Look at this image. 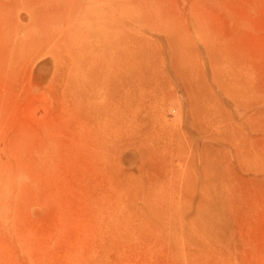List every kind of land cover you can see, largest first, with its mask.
<instances>
[{
    "label": "rangeland",
    "instance_id": "1",
    "mask_svg": "<svg viewBox=\"0 0 264 264\" xmlns=\"http://www.w3.org/2000/svg\"><path fill=\"white\" fill-rule=\"evenodd\" d=\"M76 1L127 29L128 82L46 48L0 87V264H264V0Z\"/></svg>",
    "mask_w": 264,
    "mask_h": 264
},
{
    "label": "bare ground",
    "instance_id": "2",
    "mask_svg": "<svg viewBox=\"0 0 264 264\" xmlns=\"http://www.w3.org/2000/svg\"><path fill=\"white\" fill-rule=\"evenodd\" d=\"M2 2V0H0ZM13 2H24V4H28L29 6H32V8H34L32 12H34L36 14V17L38 16V18L40 19V21L38 22V24H36V26H34V30L38 32L37 35V39L36 38H31L28 40H24L23 42L19 43V45L21 46L20 51L17 52V49L14 46V41L13 43L10 42L8 39L5 38V35H1L0 33V87H3L4 84H8V85H12V83H10L11 81L15 80L16 75H18L20 73V71H24L22 68H24V66L26 67V65H24L26 62L29 63L31 62L30 60L32 59L31 57H33L32 55H34L35 53H39L41 52L43 49L48 51L50 49H53V51H58L59 52H65L66 50L71 53L73 51V49H76L78 47H82L83 49L85 48L88 53L87 56L89 55V52L92 53L90 55H99L101 57V64L102 67L100 69L102 71H105L106 74H110L108 75V81L109 82H113L114 83V79L116 78L118 81L121 82V77H124V79L122 80L123 85H127V74H128V62H127V50L125 48L126 46V42L128 40V31L125 27H119L116 28V22H115V17L112 14V10L110 12H108L105 17L103 18V22H106L109 25V27H106V24L103 25V28H100L98 26V24H100L101 17L96 13L97 12V8H95V10L91 11L88 10V6H82L80 4H78V2L76 0H12ZM60 2H65L66 6H64L63 8H58L56 9L54 12V9L52 7L56 6L57 4ZM99 0H91V2L93 3V5L97 4ZM107 1V0H105ZM112 1V0H109ZM108 2V1H107ZM54 3V4H53ZM57 3V4H56ZM61 4V3H60ZM59 4V6H60ZM27 5V6H28ZM39 5V6H38ZM61 7V6H60ZM96 7V6H95ZM111 8V7H110ZM143 11V10H142ZM152 12V11H151ZM144 13V11H143ZM152 14V13H151ZM153 15L155 17L158 18V20L160 22L162 21H169L170 23H172L170 16L166 15L165 13H163L161 8H158L156 10V12H153ZM151 15V17L153 16ZM35 16V15H34ZM147 17V16H146ZM168 17V19H167ZM154 19V17H152ZM51 20V23L48 21ZM54 20V21H52ZM56 20H59L60 22H56ZM82 20V21H80ZM92 21V23H87V24H83L82 22H86V21ZM171 20V21H170ZM55 22V23H53ZM159 22V23H160ZM164 23V22H163ZM35 24V23H33ZM23 28V26H21ZM20 27V28H21ZM158 27V26H157ZM156 27V28H157ZM170 29H173L170 28ZM159 30V29H158ZM161 31V30H160ZM0 32H2L0 30ZM4 34V33H3ZM114 37H117L118 39H115L114 41ZM116 40H119V44H122L120 47H118V44L116 42ZM123 42V43H121ZM17 43V44H18ZM76 47V48H75ZM122 47L123 50H122ZM47 48V49H46ZM121 48V49H120ZM79 49V48H78ZM17 53H15V51ZM85 50V51H86ZM80 51V50H79ZM84 51V50H82ZM75 52V50H74ZM78 52V51H77ZM52 53V52H51ZM50 53V54H51ZM68 53V54H69ZM86 53V52H85ZM48 54V53H47ZM57 54V52H56ZM64 54V53H63ZM61 54V55H63ZM14 55L15 60H13ZM60 55V57H61ZM73 55V53H72ZM71 55V57H72ZM80 55V54H79ZM77 53V57L79 56ZM85 55V54H84ZM83 55V56H84ZM56 56V55H55ZM64 56V55H63ZM75 56V54H74ZM82 56V57H83ZM76 57V58H77ZM93 57V56H92ZM96 57V56H95ZM99 57V58H100ZM81 58V57H80ZM120 58H122L121 62H120ZM88 59V57H87ZM70 60V58H69ZM82 60V59H81ZM84 60V59H83ZM96 60V59H94ZM74 61V60H73ZM72 61V62H73ZM85 61V60H84ZM89 61V60H88ZM93 61V59H92ZM91 61V62H92ZM120 62V64L118 65V63ZM88 63V62H87ZM65 64V63H64ZM72 64V63H71ZM84 64V63H83ZM93 64V63H91ZM30 65V64H29ZM28 65V66H29ZM74 65V64H73ZM94 65V64H93ZM76 66V65H75ZM90 66V65H89ZM89 66H87L86 68H88ZM98 66V65H97ZM29 68V67H27ZM73 69V68H72ZM80 69V68H79ZM28 69H26L27 71ZM86 71V69H85ZM89 71V68H88ZM94 71V69H93ZM28 72V71H27ZM26 72V73H27ZM72 72V71H71ZM90 72V71H89ZM22 73V72H21ZM20 73V74H21ZM25 73V74H26ZM83 73V72H82ZM102 73V72H101ZM73 74V73H72ZM84 74V73H83ZM90 74V73H89ZM103 74V73H102ZM105 74V76H106ZM23 75V73H22ZM20 75V76H22ZM104 76V75H102ZM25 77V75H24ZM21 78V77H20ZM105 77H103L104 79ZM25 79V78H24ZM102 79V77H101ZM19 80V79H18ZM16 80V81H18ZM63 80V79H62ZM74 80V79H73ZM96 80V79H95ZM106 80V78L104 79ZM21 80L18 81V83ZM91 82V81H90ZM105 82V81H104ZM102 82V83H104ZM111 82V83H112ZM15 83V81H14ZM27 83V82H26ZM61 83V82H60ZM92 83V82H91ZM94 83V81H93ZM92 83V84H93ZM96 83V82H95ZM107 83V82H105ZM20 84V83H19ZM22 84V82H21ZM20 84V85H21ZM100 84V83H99ZM97 84L98 86L102 85ZM19 85V87H20ZM81 85V84H80ZM94 85V84H93ZM107 85V84H106ZM68 86V83L67 85ZM91 86V85H90ZM110 86V85H109ZM121 86V85H120ZM18 87V86H17ZM18 87V88H19ZM59 86H57L58 88ZM76 87V86H75ZM94 87V86H93ZM96 87V85H95ZM123 87V86H122ZM14 88V87H13ZM56 88V89H57ZM61 88V87H60ZM88 88V87H87ZM86 88V90H87ZM92 88V87H90ZM17 89V88H16ZM21 89V88H20ZM20 89H17L16 92H18V90L20 91ZM66 89V88H65ZM69 89V88H68ZM85 89V88H84ZM96 89V88H94ZM93 89V91H95ZM99 89V88H98ZM97 89V91H98ZM102 89V88H100ZM110 89V88H109ZM58 90V89H57ZM72 90V89H71ZM85 90V91H86ZM9 91V90H8ZM117 91V90H116ZM57 92V91H56ZM60 92V90H59ZM69 92V91H68ZM67 92V93H68ZM75 92V91H74ZM73 92V93H74ZM87 92H91V91H87ZM101 92V91H100ZM98 92V93H100ZM108 92V91H107ZM106 92V93H107ZM58 93V92H57ZM72 93V94H73ZM78 93V92H77ZM93 94H95L94 92H91ZM126 93V92H125ZM13 94V93H12ZM15 94V92H14ZM13 94V95H14ZM65 94V93H64ZM92 94V95H93ZM97 94V92H96ZM108 94H110L108 92ZM107 94V95H108ZM19 94H17L18 96ZM61 94H59L60 97ZM84 95V94H83ZM111 95V94H110ZM68 96V95H67ZM94 96V95H93ZM102 96V95H101ZM14 97V96H13ZM23 96H19V98H22ZM54 97V96H53ZM58 97V96H57ZM80 97V96H78ZM89 97V96H88ZM105 97V96H104ZM108 97V96H107ZM16 98V96H15ZM65 98V97H63ZM74 98V96H73ZM81 98V97H80ZM106 98V97H105ZM27 99V98H25ZM55 99V98H54ZM53 99V100H54ZM66 99V98H65ZM70 99V98H69ZM77 99V98H76ZM114 99V98H113ZM116 99V98H115ZM123 99V98H122ZM58 100V99H57ZM72 100V99H71ZM109 100V99H108ZM20 101V100H19ZM23 101V100H22ZM73 101V100H72ZM76 101V100H75ZM80 101V100H79ZM87 101V100H86ZM104 101H107L104 100ZM58 102V101H57ZM68 102V100H67ZM65 102V103H67ZM71 101H69L70 103ZM25 103V102H24ZM52 103L51 106H53L54 102H50ZM78 103V102H77ZM85 103V102H84ZM95 103V102H94ZM93 103V105H94ZM107 103V102H106ZM56 104V103H55ZM83 104V103H82ZM92 104V103H91ZM97 104V103H95ZM103 104V103H102ZM66 105V104H65ZM72 105V102H71ZM80 105V103H79ZM57 108L59 109V104L57 105ZM63 106V105H62ZM61 106V107H62ZM67 106V105H66ZM81 106V105H80ZM91 106V105H89ZM108 106V105H107ZM60 107V108H61ZM77 107V106H76ZM98 107V106H96ZM54 107H52L51 109H53ZM75 108V107H74ZM81 108V107H80ZM86 108V107H85ZM108 108V107H107ZM112 108V107H111ZM88 109V107H87ZM95 109V108H93ZM105 109V108H104ZM118 109V108H117ZM68 110V108H67ZM70 110V107H69ZM73 110V109H72ZM72 110H70L72 112ZM86 110V109H85ZM97 110V109H96ZM52 111V110H51ZM59 111V110H58ZM57 111V112H58ZM76 111V110H75ZM74 111V112H75ZM64 112V111H63ZM78 112V111H77ZM83 112V111H82ZM85 112V111H84ZM13 113V112H12ZM32 113V112H31ZM61 113V112H60ZM67 113V112H66ZM87 113V112H86ZM10 114V113H9ZM24 114V113H23ZM56 114V113H55ZM77 114V113H75ZM80 114V113H79ZM85 114V113H84ZM91 114V113H90ZM97 114V113H96ZM11 115V114H10ZM63 115V114H62ZM73 115V114H72ZM86 115V114H85ZM89 114H87L88 116ZM105 115V113H104ZM8 116V115H7ZM69 116V115H68ZM82 116V115H81ZM93 116V114H92ZM36 117V116H35ZM78 117V116H77ZM80 117V116H79ZM86 117V116H85ZM91 117V116H90ZM99 116H97L98 118ZM68 118V117H67ZM94 118V117H93ZM31 119V118H30ZM35 119V118H34ZM75 119V118H74ZM11 120V119H10ZM18 120V119H17ZM61 120V119H60ZM66 120V119H65ZM94 120V119H92ZM37 121V120H36ZM69 121V120H68ZM91 121V119H90ZM65 122V121H64ZM7 123V122H6ZM17 123V121H16ZM40 123V122H39ZM54 123V122H53ZM68 123V122H67ZM52 124V123H51ZM6 125V124H5ZM34 125V124H33ZM24 126V125H23ZM21 126V127H23ZM26 126V125H25ZM72 127V126H71ZM25 128V127H24ZM23 128V129H24ZM54 128V127H53ZM11 129V128H10ZM65 129V128H64ZM103 130V129H102ZM111 130V129H110ZM114 130V129H113ZM56 131V130H55ZM105 131V130H104ZM67 134V133H66ZM104 134V133H102ZM106 134V133H105ZM75 135V134H74ZM113 135V134H112ZM111 135V136H112ZM44 136V135H43ZM107 137V136H106ZM105 137V138H106ZM40 138V137H39ZM44 138V137H43ZM47 138V136H46ZM108 138V137H107ZM106 138V139H107ZM45 139V138H44ZM97 140V139H96ZM70 141V140H68ZM97 145V144H96ZM112 145V144H111ZM115 147V146H114ZM58 157V155H57ZM72 157V156H71ZM70 157V158H71ZM73 158V157H72ZM71 158V159H72ZM69 160V159H68ZM75 160V159H74ZM65 162V161H64ZM75 162V161H74ZM41 166V165H40ZM68 166V165H67ZM71 166V165H70ZM66 173V172H65ZM65 179V178H64ZM40 181V180H38ZM61 182V180H60ZM82 182V181H81ZM89 182V181H88ZM87 182V183H88ZM89 184V183H88ZM90 188V187H89ZM88 208V207H87ZM134 256V255H133Z\"/></svg>",
    "mask_w": 264,
    "mask_h": 264
},
{
    "label": "crops",
    "instance_id": "3",
    "mask_svg": "<svg viewBox=\"0 0 264 264\" xmlns=\"http://www.w3.org/2000/svg\"><path fill=\"white\" fill-rule=\"evenodd\" d=\"M40 72V73H39ZM42 71H39V70H37L36 71V73H35V77H37V73L40 75V74H43V73H41ZM40 76H42V75H40Z\"/></svg>",
    "mask_w": 264,
    "mask_h": 264
}]
</instances>
